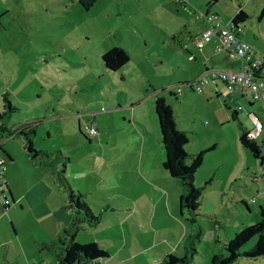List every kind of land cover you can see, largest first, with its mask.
<instances>
[{
  "label": "rangeland",
  "instance_id": "obj_1",
  "mask_svg": "<svg viewBox=\"0 0 264 264\" xmlns=\"http://www.w3.org/2000/svg\"><path fill=\"white\" fill-rule=\"evenodd\" d=\"M212 1L96 0L86 9L81 0H0V114L8 113L0 117V135L3 134L18 158L22 157V166L28 170L31 166L23 158L29 155L25 137L11 136L9 132L30 124L25 131L32 138L34 149L43 154L29 158L32 165H41L45 160L52 164L53 167L47 168L51 174L46 178L54 189V197L59 199L61 194L56 185L59 183L56 172L65 164L66 178L75 177L74 194L77 195L81 188L93 212L98 216L103 213L101 225L107 226L109 219L114 222V228H118L115 217L125 214L120 210L112 211V202L107 203L102 192L112 188L111 179L98 181L97 178L103 179L108 173L133 176L132 162L140 149L137 136L141 135L135 127L131 131L130 119L124 121L122 112L132 113L136 107L139 112L152 110L154 126L146 122L158 137L161 131L155 100L163 97L171 105L178 121L177 128L189 136L186 151L190 154L203 152L202 164L194 178L199 190L198 216L191 224L187 221L191 215L185 209L183 218H178L177 206L172 202L166 212V207L156 204L158 194L154 191L150 193L152 200L147 202L145 198L137 209L140 214L144 213L142 226L147 227L145 236L148 238L158 236L157 241H160L170 231L180 235L171 217L187 226L184 243L187 246L190 237L194 252L183 253L179 244L174 248V255L179 258L187 254L186 264H212L214 256L226 252L224 244L236 232L262 220L260 194L256 192L262 174L260 160L243 148L246 158L256 161L257 166L247 170L241 166L242 176L233 178L238 173L237 161L246 162L244 155L240 157L230 147V124L219 127L210 119L214 112L218 115L227 112L231 119L234 117L233 106H228L231 104L228 95L223 92L218 96L215 89L210 100L206 94L192 91L184 84L192 81L197 71L188 60L190 53L186 46L193 47L194 39L207 29L204 13L208 9L219 14L221 22H227L242 7L247 14L246 20L240 23L243 38L256 54L264 57V0ZM115 46L124 49L130 59L121 68L111 70L105 66L103 55ZM217 83L225 90L221 81ZM212 84H207L204 90ZM178 87L191 97L177 96ZM249 98L253 101L251 96ZM10 105L13 111H9ZM243 106L239 110L253 120L247 110L255 112L256 105L249 107L244 99ZM103 108L106 111L100 112ZM261 112L264 113L262 108ZM94 121L98 133L87 136V126ZM236 125L239 126L238 120ZM32 128L34 130L30 131ZM162 152L165 160L163 148ZM0 156L8 163L4 153ZM162 169L165 170L163 164ZM29 173L38 177L40 170L32 168ZM52 174L56 176L53 179ZM247 174L252 178H247V183L234 182L238 178L242 181ZM142 184L133 180L128 188L142 189L145 187ZM161 186L171 193V201L177 198L180 211L177 194L183 187L179 180L162 182ZM98 202H102L101 207ZM165 228L168 230L164 231ZM257 240L255 236L245 243L241 253L252 249ZM101 246V249L111 248ZM236 264H264V256H241Z\"/></svg>",
  "mask_w": 264,
  "mask_h": 264
},
{
  "label": "crops",
  "instance_id": "obj_2",
  "mask_svg": "<svg viewBox=\"0 0 264 264\" xmlns=\"http://www.w3.org/2000/svg\"><path fill=\"white\" fill-rule=\"evenodd\" d=\"M208 12L213 13L208 9L204 13V16ZM217 15L219 18V14ZM230 21H223L222 24H227ZM205 26L207 27L206 22ZM241 38L246 41L243 38V34ZM218 45V40L214 37L211 41L205 42L202 48L197 47L194 42L192 45L193 47L190 48L186 46V49H189L190 53L188 60L192 62V67L197 70L195 78L192 81L211 69L241 70L242 62L231 58L225 51H219ZM254 52L255 58L264 60L262 55L256 54L255 49ZM260 78L263 83L262 95L264 98V67L260 72ZM217 81L218 80L212 81L214 84L209 85L208 88L203 90V93L206 94L207 99L211 100L213 99L212 90L216 89L218 96L224 92L228 95L231 102V104L228 105L229 108L232 106L234 108V117L232 119L227 112L223 115H218L214 112V117H210L212 123L216 126L222 127L227 123L230 124L231 129L228 134L230 147H232L234 152L240 157L244 155V160L246 162L243 164V160L241 161V159L237 161L236 166L238 173L235 174L233 178L242 176L241 166H244L243 170L257 166L256 161L251 162L246 158L245 154L247 153L242 151L244 147L240 143L242 133L252 130L254 123L251 119L246 118L245 111L239 110L244 108V99H247L249 107L256 105L255 112L249 110H247V112L248 114L256 115L263 124L262 134L255 142L258 146H261V153L256 160H260V168L262 167V174L259 175V179L261 180L260 184L257 185L258 191L256 192L260 194L258 197L260 200V208H264V113L261 112V108L264 110V107L260 102L258 103L261 107L257 102L251 101L249 98L250 95L246 89L242 92L241 89L236 88V90L231 93L227 88H225V90L221 88ZM224 86L226 87L225 84ZM186 92L189 93V91ZM176 95L191 97L186 93L184 94L183 89L181 94ZM200 101L204 102L201 98ZM138 109V107L134 108V110L132 108V113L128 111L122 112L124 121L130 119L131 131L135 130V127L141 135L137 136V143L140 149L138 153L134 155L132 162L133 176L131 177V175L126 173H108L105 174L103 179L97 178L98 181H108L109 178L111 179L112 188L108 187L102 190L104 193L103 197L106 201L108 199L107 203L112 202L113 206H110L112 211L120 210L125 215L121 218L115 217L119 226L118 228H114V222L109 219H107V226L101 225L104 220L102 212L99 214L100 221L97 225L92 226L85 220L80 221L81 229L77 233L75 239L81 244L96 242L99 246L102 245V248L105 247V245H109L111 247L110 250L103 248L108 253V257L102 260V264H162L167 255H174L175 245L179 244L181 246L180 250L183 251V253L187 250V246L184 242L186 241L188 228L175 217H171V219L174 222V226L180 230V235L170 231L164 234L160 241H157L158 236H154V238L145 236L147 227L142 226L144 213L140 214L137 208L142 202L144 203L145 198H147V202L152 200L150 198V193H152V191L158 194V201H156V204H161L163 207H166V209H164L166 212H168L169 208L167 209V207H169L170 202H172V205L177 206L175 212L178 218L179 216L183 218L184 213L182 212L181 203L180 211H178L177 198L171 201V193L167 188L161 186L162 182L167 183L171 181L172 178L168 172L162 169V164L165 160L162 152L163 146L161 137L160 135L157 137L155 135V129L151 128V126L148 127L149 125H147L146 122L149 121L152 125V110H150L149 113H145L146 110H141L139 112ZM112 118L113 117H109V119ZM237 120L239 121V126L236 125ZM94 124L98 129L96 122ZM176 125L178 126L177 120ZM141 126L145 128L146 132ZM125 131L124 129L123 134H125ZM10 132L9 134L14 136ZM5 141L3 134H1L0 145L2 146V150L0 153L2 152L7 156L8 163L6 162L7 170L0 182V194H6L11 203L9 207L5 209L0 199V264H65L59 257L61 254V247H63L64 244L55 241H57V238L62 235L64 230L71 224L74 217V211L69 207L68 199L69 188H71L73 192L75 190L73 182L75 177L70 180L66 178L69 187L65 188L60 183H57L56 185L60 187L59 191L61 194L59 199L54 197V189L50 183L47 182L46 178V176H50L51 174L47 171V168H45L43 164L32 165L34 163L30 161V156L26 155L27 157L23 158H25L26 164L31 167L28 170L24 169L20 161L22 157L20 156L18 158L16 155L17 152L13 148L10 149L9 143ZM123 160L124 158H122V162ZM32 168H38L40 170L38 177L29 173ZM64 175L66 177V173ZM51 176H54L51 179L56 177L53 174ZM245 177L246 178L242 181L238 178L234 180V182L245 181L247 183V178L249 179L250 175L247 174ZM79 180L80 179H78V181ZM133 180H135L136 183H143L142 185L145 187L134 190L128 188ZM78 181L76 180V183ZM79 185V187H81L82 184L80 183ZM87 187L91 188V185ZM78 189L82 198L86 201L87 198H85V193L82 192L81 188ZM88 191V193H91V190ZM182 193L183 190L180 189L177 196L180 198ZM122 199L123 201L121 202ZM241 200L247 203L245 198L242 197ZM101 203L102 202H98V205L100 206ZM134 203H136V206ZM245 205L248 208V203ZM131 212H133V214ZM134 214L138 215V217H134ZM111 217L113 218V216ZM126 225H128V228H125ZM166 230L168 229L165 228L164 231ZM126 231H128V233ZM80 232H83L82 234H85V237H83ZM153 232L155 233V231ZM159 237H161V234ZM108 239H113L114 241ZM173 241H176V243L174 244Z\"/></svg>",
  "mask_w": 264,
  "mask_h": 264
},
{
  "label": "trees",
  "instance_id": "obj_3",
  "mask_svg": "<svg viewBox=\"0 0 264 264\" xmlns=\"http://www.w3.org/2000/svg\"><path fill=\"white\" fill-rule=\"evenodd\" d=\"M217 1L218 0H213L212 2ZM81 2L86 9H89L96 0H81ZM182 2H184V0ZM212 2H210L209 5H211ZM262 14H264V10L262 11ZM246 18L247 14L244 9L240 7L230 22L237 27L241 26L240 23L244 22ZM129 59L130 57L127 52L116 46L103 55L105 66L111 70L121 68L129 61ZM13 110L14 108L10 105L9 111ZM155 111L159 121L161 141L165 153L163 167L172 179L179 180L181 183L183 187V193L180 197L182 212L184 213L186 209L191 215L190 218H187V221L191 222V224L195 223L196 217L198 216L196 210L199 205V190L194 184V178L198 168L202 164L203 152L190 154L186 151V146L189 143L188 133L177 128L174 111L171 105H169L163 97L156 98ZM5 115H8V113L4 112L3 115L0 114V117ZM29 125V123L25 124L19 129V131L12 130L10 133L12 135H23L27 142L26 148L29 152V156L31 155L32 158H35L37 155L43 154V151L38 152L34 149L32 138H30L29 133L25 131L26 127ZM1 129L4 130V127ZM33 130V128L30 129V131ZM247 133L248 132L242 133L240 143L244 148L248 149L255 158H258L261 153V146H258L255 142L258 139L255 141L249 140ZM1 150L2 146L0 145V151ZM42 164L45 168L53 167L47 160ZM65 167L66 165L64 164L63 168L56 172V175L59 179V183L66 188L69 186L64 175ZM0 198L5 209H7L11 203L10 199L4 193L0 194ZM5 199L8 200V203H4ZM68 205L74 211L73 220L64 230L63 234L57 238V241H55L64 244V246L61 247V254L59 255L61 261L65 264H98L99 262L102 264V260L108 257V253L105 250L101 249L96 242L81 244L75 240L77 233L81 229L80 221L85 220L89 225L94 226L99 223L100 217L93 212L86 201L82 198V195L80 193L75 195L71 188H69ZM260 209L262 220L255 225L236 232L234 236L224 244L226 252L221 256H214L212 264H236L241 256L248 258H259L264 256V208L261 207ZM255 236L258 237V240L254 247L241 253L242 246ZM189 238L187 241L186 253H189L190 251L194 252L195 250L194 243L190 242ZM186 263L187 254L183 258L169 254L162 262V264Z\"/></svg>",
  "mask_w": 264,
  "mask_h": 264
},
{
  "label": "built area",
  "instance_id": "obj_4",
  "mask_svg": "<svg viewBox=\"0 0 264 264\" xmlns=\"http://www.w3.org/2000/svg\"><path fill=\"white\" fill-rule=\"evenodd\" d=\"M182 2L183 0H176ZM207 29L202 35L195 39V43L199 48H202L205 42L211 41L214 37L218 40V50L225 51L231 58L240 60L242 68L240 71L229 69H211L204 75L194 81L186 82L184 85L190 87L199 94L203 93L204 87L212 81H221L226 85L229 92H234L236 88L243 92L246 89L253 101H260L264 107V98L262 95L263 83L261 82L260 72L264 67V60L255 58L253 47L244 41L241 36L243 28L235 27L233 23L228 22L222 24L219 21L218 15L215 13H207L205 15ZM182 93V88L178 87L177 94ZM106 109H101L100 112H105ZM254 127L247 133L249 140L255 141L259 139L263 131V124L256 115H251ZM98 133L95 124L87 126V136H93ZM7 170L5 158L0 156V182L2 176ZM8 203V200H4Z\"/></svg>",
  "mask_w": 264,
  "mask_h": 264
}]
</instances>
